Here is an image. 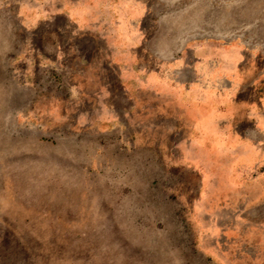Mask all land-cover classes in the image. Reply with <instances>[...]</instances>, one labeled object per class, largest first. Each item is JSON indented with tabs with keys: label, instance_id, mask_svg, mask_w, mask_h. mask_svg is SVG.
I'll return each instance as SVG.
<instances>
[{
	"label": "rangeland",
	"instance_id": "obj_1",
	"mask_svg": "<svg viewBox=\"0 0 264 264\" xmlns=\"http://www.w3.org/2000/svg\"><path fill=\"white\" fill-rule=\"evenodd\" d=\"M142 1L169 52L215 37L264 55V0ZM18 6L0 0V264H223L214 233L229 219L194 138L174 120L165 129L148 97L95 103L96 85L75 74L78 43L59 53ZM103 77L116 94L114 73Z\"/></svg>",
	"mask_w": 264,
	"mask_h": 264
},
{
	"label": "crops",
	"instance_id": "obj_2",
	"mask_svg": "<svg viewBox=\"0 0 264 264\" xmlns=\"http://www.w3.org/2000/svg\"><path fill=\"white\" fill-rule=\"evenodd\" d=\"M18 5L21 26L32 33L47 27L59 53L64 41L78 43L70 45L83 60L75 74L96 85L95 103L114 106L120 97L138 107L148 97L146 104L166 117L165 129L174 130V120L176 130L194 138L189 145L208 156L203 166L200 156L199 166L217 171L209 185L213 207L229 219V226L214 233L221 262L264 264V55L215 37L169 52L148 31L149 9L142 0H18ZM105 70L115 75L114 95L104 77L97 78ZM234 217L244 224L233 223Z\"/></svg>",
	"mask_w": 264,
	"mask_h": 264
}]
</instances>
